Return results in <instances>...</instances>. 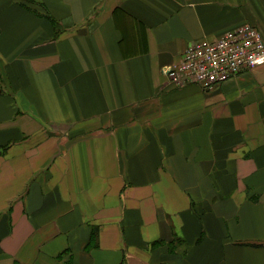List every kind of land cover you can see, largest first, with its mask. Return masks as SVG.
<instances>
[{
    "label": "crops",
    "instance_id": "obj_1",
    "mask_svg": "<svg viewBox=\"0 0 264 264\" xmlns=\"http://www.w3.org/2000/svg\"><path fill=\"white\" fill-rule=\"evenodd\" d=\"M264 0H0V264H264V64L163 69Z\"/></svg>",
    "mask_w": 264,
    "mask_h": 264
},
{
    "label": "built area",
    "instance_id": "obj_2",
    "mask_svg": "<svg viewBox=\"0 0 264 264\" xmlns=\"http://www.w3.org/2000/svg\"><path fill=\"white\" fill-rule=\"evenodd\" d=\"M263 64V35L256 25L244 23L221 37L191 41L180 61L163 71L176 86L197 84L209 90Z\"/></svg>",
    "mask_w": 264,
    "mask_h": 264
},
{
    "label": "trees",
    "instance_id": "obj_3",
    "mask_svg": "<svg viewBox=\"0 0 264 264\" xmlns=\"http://www.w3.org/2000/svg\"><path fill=\"white\" fill-rule=\"evenodd\" d=\"M61 264H74V263L72 262L71 259H69V260H67V261H62Z\"/></svg>",
    "mask_w": 264,
    "mask_h": 264
}]
</instances>
